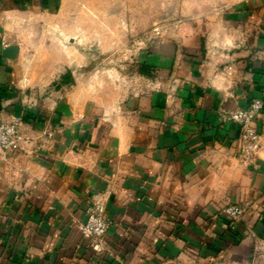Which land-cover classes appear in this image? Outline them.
Returning a JSON list of instances; mask_svg holds the SVG:
<instances>
[{
	"label": "crops",
	"instance_id": "crops-1",
	"mask_svg": "<svg viewBox=\"0 0 264 264\" xmlns=\"http://www.w3.org/2000/svg\"><path fill=\"white\" fill-rule=\"evenodd\" d=\"M65 1L0 0V120L21 116L24 137L0 158V264H264V110L247 164L239 126L220 117L264 100V0H155L173 9L137 91L75 74L74 93L29 105L25 85L101 67L102 44L94 61L67 48ZM100 21L115 18L75 15V36L93 38L79 43L106 35ZM95 196L111 222L103 250L79 228Z\"/></svg>",
	"mask_w": 264,
	"mask_h": 264
},
{
	"label": "rangeland",
	"instance_id": "rangeland-1",
	"mask_svg": "<svg viewBox=\"0 0 264 264\" xmlns=\"http://www.w3.org/2000/svg\"><path fill=\"white\" fill-rule=\"evenodd\" d=\"M154 1L66 0L62 5V11L68 15H72L71 20L67 19V48H72L73 52H75L74 47H76L78 52L83 53V56L87 55V60L94 61V53L102 44L105 51L99 58L101 67L98 70L94 67L83 70H66L53 84L36 85L34 87L25 85L24 90L28 96L31 98V93L33 92L35 99V101H32L25 98L28 100V104L37 105L40 100H45L53 93L61 90L67 94L74 93V87L76 86L75 74L84 76L91 74V72H98L102 77V84H100L99 88L103 89V93L107 92L108 89L110 92H120L121 89L119 90V87L121 86L125 90L137 91L140 87V81L150 76L149 71L142 69L143 53L149 50L155 41L153 37L154 30L165 25V20L169 18L173 9L170 5H162V7L155 4ZM76 14L98 16L102 19L107 18V15H114L115 21L107 24L100 21V24H102L101 28H104V31L106 30V35L103 38L99 37L98 42L94 41L93 43L82 44L79 43L82 39L90 40L93 38L90 36L86 38L75 36L74 19ZM87 24L86 29H91L92 23L88 20ZM113 47L116 48V52L112 54L111 50ZM71 56L73 57L74 54ZM112 57L116 59L115 65H108L110 67H107L106 64L102 65L103 62L109 61ZM123 63L125 67H122ZM115 82H119L120 84L117 85Z\"/></svg>",
	"mask_w": 264,
	"mask_h": 264
},
{
	"label": "built area",
	"instance_id": "built-area-1",
	"mask_svg": "<svg viewBox=\"0 0 264 264\" xmlns=\"http://www.w3.org/2000/svg\"><path fill=\"white\" fill-rule=\"evenodd\" d=\"M156 35H161L162 30L156 28ZM3 48L9 44L2 42ZM264 110V100L256 98L249 107L234 112H222L221 120L226 123L237 124L240 128L239 137L235 145L236 159L242 164L253 162L262 148V135L257 127V120ZM23 120L21 117L0 120V158L17 153L24 141L21 128ZM44 141L47 143L53 138V133L45 134ZM87 220L80 224L79 228L84 236L92 241L94 248L104 249V240L108 234L111 222L107 217L105 202L101 197L95 196L87 207ZM224 214L232 222H238L245 214L242 205H228Z\"/></svg>",
	"mask_w": 264,
	"mask_h": 264
}]
</instances>
